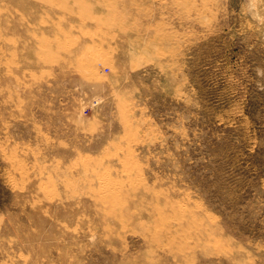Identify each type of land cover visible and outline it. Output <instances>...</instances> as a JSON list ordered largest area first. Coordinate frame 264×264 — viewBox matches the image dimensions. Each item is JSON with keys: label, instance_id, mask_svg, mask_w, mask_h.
Wrapping results in <instances>:
<instances>
[{"label": "rangeland", "instance_id": "1", "mask_svg": "<svg viewBox=\"0 0 264 264\" xmlns=\"http://www.w3.org/2000/svg\"><path fill=\"white\" fill-rule=\"evenodd\" d=\"M0 264H264V0H0Z\"/></svg>", "mask_w": 264, "mask_h": 264}]
</instances>
